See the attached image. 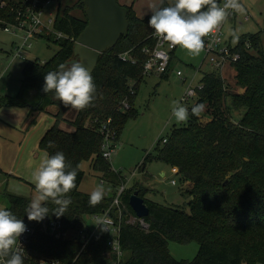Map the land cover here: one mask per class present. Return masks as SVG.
I'll return each instance as SVG.
<instances>
[{
  "label": "trees",
  "instance_id": "obj_1",
  "mask_svg": "<svg viewBox=\"0 0 264 264\" xmlns=\"http://www.w3.org/2000/svg\"><path fill=\"white\" fill-rule=\"evenodd\" d=\"M7 1L8 6L0 8V19L15 23L17 15L12 7L17 3ZM52 1L58 4L55 30L64 38H42L58 45L59 50L43 63L25 60L19 93L16 97L0 96V110L31 106L55 119L41 139L39 149L48 155L63 152L67 161L77 167V186L68 194L72 203L65 215L57 218L50 213L45 218L60 221L66 231L74 232L86 227L85 217L106 212L113 202V198L104 197L95 207L89 205V195L79 190L84 178L80 168L83 162H90L103 182L115 187L125 182L120 173L112 170L110 161L103 158L98 129L111 119L118 141L127 120L136 115L132 104L144 79L143 65L147 59L142 50L153 48L156 37L147 23L151 15L140 19L131 7H126L128 34L100 58L92 75L96 96L71 122L74 131L67 132L60 124L65 121L70 107L56 101L53 93L42 91L44 75L74 59V45L87 27L88 18L82 0H69L74 4L64 9L61 5L65 0ZM221 2L218 0L219 5ZM161 6H168V0ZM76 10L82 12L80 17L72 14ZM235 14L236 11L229 19ZM261 34L243 36L234 47L228 45L240 55L233 65L235 86L239 91H232L219 72L204 73L200 80L203 89L193 104L203 103L204 112L200 117L191 116L184 126L174 128L167 143L161 142L163 145L156 151L154 159L178 169L182 186L192 184L191 189L183 192L190 198L189 212L145 199L147 190L138 184L123 192L120 243L125 255L119 264H264V51ZM174 52H171L167 70L160 75L163 80L170 74ZM126 53L129 56L123 60L121 56ZM131 82H135L133 94ZM124 101L131 105L129 110H122ZM51 107L58 108L57 112H49ZM236 114L240 115L237 120L234 119ZM148 159L149 155L145 163ZM135 191L149 209V215L142 219L147 228L139 222L126 223L129 218H136L129 206V198ZM1 196L5 209L27 220L25 209L30 198L6 190ZM47 206L54 207L51 203ZM110 216L118 220L116 208L110 209ZM171 242L196 243L198 254L191 261H177L169 251ZM81 247L74 238L56 240L36 226L28 250L62 264H114L107 255L106 236H96L82 252Z\"/></svg>",
  "mask_w": 264,
  "mask_h": 264
},
{
  "label": "rangeland",
  "instance_id": "obj_2",
  "mask_svg": "<svg viewBox=\"0 0 264 264\" xmlns=\"http://www.w3.org/2000/svg\"><path fill=\"white\" fill-rule=\"evenodd\" d=\"M239 2L243 6L242 10L236 11L232 20L228 19L223 25L224 45L234 47L238 39L243 36L262 33L261 42L264 51V0H239ZM118 3L125 7H131L140 19L151 15L150 5L161 6V0H118ZM73 4V1L65 0L61 7L64 9L65 6ZM53 9L57 10L58 4H55ZM81 13L80 10L72 11V14L79 17L82 15ZM20 42L18 36L0 31V96L16 97L18 95L22 69L27 60H38L43 63L52 59L59 50L55 43L39 38L32 42L30 50L23 52L22 58L14 59L12 43L18 46ZM174 56L168 79L163 80L160 75H149L144 76L143 81L139 84L132 104L136 115L130 117L125 123L110 163L112 170L120 173L124 178L125 182L122 185H125L126 188L130 189L138 184L147 190L145 199L160 205L184 208L189 212L187 203L190 198L183 193V189L186 187L182 186L178 173H174L170 166L154 159V157L157 149L163 145L162 140L168 139L174 128L186 124L177 123L172 118L173 102H181L186 90L190 86L198 87L202 75L213 70L203 50L199 55H192L184 48L177 46ZM229 68L232 71L231 75L224 76V70L221 74L227 78L228 82L232 83V91H234L236 86L233 70L235 72V69ZM178 71L182 73L181 78L177 76ZM134 84L135 82L132 83L133 86ZM195 102L196 99H193L182 104L191 107ZM78 113V110L69 109L60 128L72 133L74 127L71 122L76 119ZM238 118H240L239 114L234 115L235 120ZM42 126L44 123L41 121ZM148 155L149 159L145 163V158ZM144 163L145 170H142L141 166ZM80 168L84 172V178L79 187L81 192L89 195L101 184L105 189L104 197L113 198L118 192L120 186L115 187L108 182L101 181L100 175L93 171L90 162H83ZM162 173L164 176H161ZM172 181H175L176 185H173ZM32 196L28 197L32 198ZM4 203L5 200L0 195V208L5 207ZM85 225L90 230H94L96 227L91 217H85ZM169 251L177 261H191L198 254L199 246L196 243L181 245L171 242Z\"/></svg>",
  "mask_w": 264,
  "mask_h": 264
},
{
  "label": "clouds",
  "instance_id": "obj_3",
  "mask_svg": "<svg viewBox=\"0 0 264 264\" xmlns=\"http://www.w3.org/2000/svg\"><path fill=\"white\" fill-rule=\"evenodd\" d=\"M164 0H161V5ZM239 0H226L223 7L218 0H168V6L150 5L151 16L148 26L153 35L168 42L170 46H180L192 55H199L205 48L204 37L216 30L227 18L226 9L242 10ZM42 91L53 93L56 101L70 109L84 110L96 96V84L88 68L80 60L61 63L57 70L44 75ZM187 94L191 95V90ZM205 105H193L191 110L180 101H174L171 116L177 123H187L191 116L200 117ZM49 142V147H52ZM77 167L67 161L61 151L53 155L45 154L40 167L33 173L36 193L25 209L29 221L40 222L50 213L57 218L65 215L72 203L68 195L76 188ZM105 196L101 184L89 194L88 203L95 207ZM54 205L52 209L47 206ZM97 226L104 224L97 221ZM27 231L24 221L10 210L0 208V264H24V252L20 236Z\"/></svg>",
  "mask_w": 264,
  "mask_h": 264
},
{
  "label": "built area",
  "instance_id": "obj_4",
  "mask_svg": "<svg viewBox=\"0 0 264 264\" xmlns=\"http://www.w3.org/2000/svg\"><path fill=\"white\" fill-rule=\"evenodd\" d=\"M17 3V6L12 7V11L16 12L17 18L15 23L7 22L6 20L0 19V31L18 36L20 39V45L16 46L12 43V48H14V59L22 58L23 52L30 50L32 47V42L36 39L44 37H55V39L64 38L61 33L55 30L56 17L58 9L54 10L53 6L57 4L52 0H13ZM7 0H0V8H5L8 6ZM226 0H222L220 6L223 7ZM228 12L227 18L223 23L212 33L207 35L204 39L205 48L204 52L207 56V61L209 62L212 70L219 72L220 74L225 67L233 65L240 59V55L237 52L232 51L228 45L223 43V25L226 21L233 15L235 10L226 9ZM155 45L153 48H144L142 53L147 57L143 65V75H161L163 74L170 63L171 52L175 51L177 46L172 47L168 42L161 38H155ZM128 53L122 55V59L126 60L128 58ZM134 63V61H132ZM222 75V74H221ZM178 77H182L180 71L177 72ZM133 82L130 83V90L132 91ZM203 89V85L200 84L198 87L193 88L190 86L185 95L182 97L181 103H187L189 100L196 99L199 91ZM188 90H191V95L187 94ZM122 110H129L131 108L127 101L122 103ZM99 134L102 138V156L104 159L110 161L113 153L116 150L117 144V134L113 128V122L111 119L106 120L101 124L98 129ZM163 144L167 143V139L162 140ZM135 173L133 174V176ZM175 185V181H172ZM127 188L125 185H120L118 192L113 197V202L109 210L102 214H96L90 216L95 225L97 221H102L103 226H97L94 230H90L86 227L78 229L74 232L66 231L63 224L60 221H51L45 218L36 224L34 221H29L28 219L24 221L27 226V231L23 233L19 240L21 247L24 252V264H62L58 260H50L40 257L28 250V245L30 242V237L34 234L36 226L40 231L56 240H78L82 244L81 252L91 243V241L98 235L106 236V248L107 255L111 256L114 260V264H119L125 253L122 250L120 243V231L122 223V214L124 212V207H122L121 196ZM116 208L118 220L110 216V209ZM139 222L143 227L147 228L143 220L138 218H129L126 223L135 224ZM74 264V263H72Z\"/></svg>",
  "mask_w": 264,
  "mask_h": 264
},
{
  "label": "crops",
  "instance_id": "obj_5",
  "mask_svg": "<svg viewBox=\"0 0 264 264\" xmlns=\"http://www.w3.org/2000/svg\"><path fill=\"white\" fill-rule=\"evenodd\" d=\"M229 67L222 71L226 77L232 74ZM224 76L222 78L225 83L232 87V83ZM233 78L235 79L234 70ZM238 90L234 89L235 92ZM57 109L51 107L49 112L54 114ZM41 121L44 123L42 127ZM54 122L52 115L40 113L31 106L6 107L0 110V195L4 190L24 197L36 193L33 173L45 159V153L39 149V144ZM172 171L178 173L176 168ZM185 187L183 192L191 189L192 184L186 183Z\"/></svg>",
  "mask_w": 264,
  "mask_h": 264
},
{
  "label": "water",
  "instance_id": "obj_6",
  "mask_svg": "<svg viewBox=\"0 0 264 264\" xmlns=\"http://www.w3.org/2000/svg\"><path fill=\"white\" fill-rule=\"evenodd\" d=\"M82 4L88 25L77 39L73 50L74 59L69 62L80 60L93 75L100 58L114 48L121 37L127 36L128 10L118 0H82ZM129 206L140 220L149 215V209L137 191L130 196Z\"/></svg>",
  "mask_w": 264,
  "mask_h": 264
}]
</instances>
